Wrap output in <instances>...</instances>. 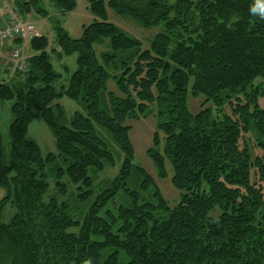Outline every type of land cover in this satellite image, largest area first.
<instances>
[{"label":"trees","instance_id":"16d2710c","mask_svg":"<svg viewBox=\"0 0 264 264\" xmlns=\"http://www.w3.org/2000/svg\"><path fill=\"white\" fill-rule=\"evenodd\" d=\"M0 1L23 19L50 20L41 0ZM49 1L61 14L77 7L76 0ZM86 2L100 21L83 27L79 39L54 22L59 51L77 55L66 87L55 89L61 75L46 37L13 40L25 68L17 70L19 83L17 74L0 83V99L12 102L7 152L0 135V214L14 209L8 223L0 221V264H264V0ZM106 6L161 31L143 49L107 22ZM25 42L40 77L23 74L30 68ZM189 91L210 106L192 115ZM62 97L84 110L68 126L57 121L62 107H50ZM151 106L158 120L149 155L159 178L167 176L166 160L172 166L171 184L181 193L174 207L132 163L125 123ZM35 110L56 154L43 155L27 139ZM110 141L121 166L96 192L98 175L115 164ZM133 174L141 177L136 190L127 187ZM51 180L57 196L47 197Z\"/></svg>","mask_w":264,"mask_h":264},{"label":"rangeland","instance_id":"374dc122","mask_svg":"<svg viewBox=\"0 0 264 264\" xmlns=\"http://www.w3.org/2000/svg\"><path fill=\"white\" fill-rule=\"evenodd\" d=\"M108 1L109 0H105V3ZM76 2L77 7L73 12L69 14H61L54 8L49 0H41L42 8L48 13V18L50 17V20L42 19L34 14L26 17V19L33 24L34 31L37 36L46 37L50 43L49 47L55 50V52L51 55L50 60L54 72L61 75L60 81L55 84V89L57 91L60 90L61 87L67 86L70 75L76 70L77 55L73 54L67 56L63 55L59 51L56 46L54 22H57L71 39L77 40L82 35L83 27L100 21L90 13L86 0H76ZM8 4L9 8L14 6L10 2ZM106 11L107 22L138 39L142 43L143 49H148L150 41L161 31L160 26L151 29L140 27L132 20L118 16L108 6H106ZM0 14L2 15V12H0ZM8 44L9 45L7 47H0V83L4 81H12L11 78L13 74H17V76L19 74L17 71L18 68L16 61L12 58V53L14 52L15 47L9 42ZM95 48L97 51L102 50L96 46ZM21 52L23 54V58L27 62V65L30 66V68L24 71L23 74L25 73V76L27 77L30 71L34 70V76L40 77V74L33 68L32 61H29L31 56L34 55L29 45L27 46L26 53H24V48L21 49ZM23 74L21 76L24 77ZM15 80L19 83V76ZM108 91L119 96L116 86L112 81H109L108 83ZM11 104L12 102L0 99V135L5 152L8 151V128L12 121L10 114ZM55 104H59L64 111L63 119L60 121L57 120L61 125L68 126L74 113H84L80 104L68 99L67 97H62L60 100L53 102L50 107H54ZM258 104L260 108H264V97L259 98ZM209 106L210 104L208 103L204 104V96L194 97L190 94V91L188 92L187 108L192 115L198 114L201 110L206 109ZM150 110H153V112L146 114L144 117L141 116L138 119H129L125 123V125L129 127L128 139L133 148L132 163L135 167L143 169L150 177H152L162 197L170 207H174L178 203L181 193L171 184V177L173 175L172 166L169 161L166 160L165 167L167 176L165 178H159L156 173L154 162L149 155V149L153 147V138L157 131L158 120L156 115V106H151ZM102 136L108 139L105 134H102ZM27 139L35 142L39 146L43 155L49 153L56 154L55 140L52 132L43 121L41 113L36 110L33 111V120L27 129ZM111 147L115 152V164L114 166L106 167L105 170L98 175L93 186L96 192L100 191L104 187V184L116 177L119 172L121 166V159L118 157L119 149L112 142ZM162 148L163 143L157 148V151L162 152ZM256 154L259 155V152L254 151L252 156H255ZM63 182L66 183V181ZM140 182L141 177L133 174L127 183V187L131 190H136ZM5 195V189L0 187V200L4 198ZM52 196H57V194L53 187V181L51 180L47 197ZM13 215L14 209L11 205H7L0 214V221L2 223H8Z\"/></svg>","mask_w":264,"mask_h":264},{"label":"built area","instance_id":"2783aa9c","mask_svg":"<svg viewBox=\"0 0 264 264\" xmlns=\"http://www.w3.org/2000/svg\"><path fill=\"white\" fill-rule=\"evenodd\" d=\"M10 1L0 2V44L4 45L9 40L26 41L36 36L33 24L19 17L13 8H9ZM11 3V2H10ZM18 50L13 52L12 57L16 61L18 69H24L25 64L20 60Z\"/></svg>","mask_w":264,"mask_h":264},{"label":"crops","instance_id":"0c3cea01","mask_svg":"<svg viewBox=\"0 0 264 264\" xmlns=\"http://www.w3.org/2000/svg\"><path fill=\"white\" fill-rule=\"evenodd\" d=\"M9 43L13 44V46L16 45V42L13 41V40H10ZM8 45L9 44L7 43V45L6 46H3V47H7ZM20 45H22L21 47L24 48V53H26V49H27V46L29 45V42H26L24 44L22 43ZM13 75H15V74H13Z\"/></svg>","mask_w":264,"mask_h":264},{"label":"clouds","instance_id":"9594fccd","mask_svg":"<svg viewBox=\"0 0 264 264\" xmlns=\"http://www.w3.org/2000/svg\"><path fill=\"white\" fill-rule=\"evenodd\" d=\"M257 11H258L257 8H253V9H252V12H253V13H256ZM259 13H260V15H261L262 17H264V9H260V10H259Z\"/></svg>","mask_w":264,"mask_h":264}]
</instances>
